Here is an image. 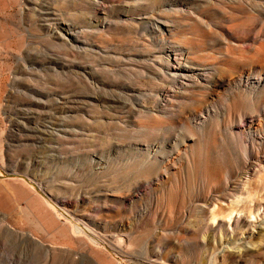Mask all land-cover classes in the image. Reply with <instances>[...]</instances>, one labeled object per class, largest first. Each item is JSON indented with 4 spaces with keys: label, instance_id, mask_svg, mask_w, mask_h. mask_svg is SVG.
I'll return each instance as SVG.
<instances>
[{
    "label": "rangeland",
    "instance_id": "1",
    "mask_svg": "<svg viewBox=\"0 0 264 264\" xmlns=\"http://www.w3.org/2000/svg\"><path fill=\"white\" fill-rule=\"evenodd\" d=\"M251 1L226 37L202 0H0V264H264V60L173 88L161 39L203 18L204 63L244 58L264 38Z\"/></svg>",
    "mask_w": 264,
    "mask_h": 264
},
{
    "label": "bare ground",
    "instance_id": "2",
    "mask_svg": "<svg viewBox=\"0 0 264 264\" xmlns=\"http://www.w3.org/2000/svg\"><path fill=\"white\" fill-rule=\"evenodd\" d=\"M90 1H91L93 11L95 13H99L104 8L111 6V0H90ZM202 2H203V4L201 5V9L199 11H197V15L200 16L205 11H210V15H212L211 18L214 20L210 24L215 25V26L217 25V27L219 28V32L216 28H213V29L217 30V32L215 31L214 34L221 35V36L224 35L226 37L230 36L231 32L229 31V29L225 30L223 28H220L221 23L224 21H226V22L229 21V22H233L234 25H237L238 22L237 23L235 22L237 19L235 13L239 12L241 8H245V6L247 7V5H257L255 2H252L251 0H227V2H225V0H202ZM223 12L228 13V15L225 16L226 20L217 19V16L220 14L223 15ZM171 13L174 14V13H177V11L175 9H172ZM201 19H203V18H201ZM201 19L197 18L196 22L191 23V25L197 27L198 29L196 28L192 32L189 31L190 35H185L182 32L174 31L175 28L177 27V25H175L176 27H173V26L172 27H169V26L166 27L165 26V28H162L161 39H163L164 41H168L167 40L168 38H175L173 40V44H170L168 49H167V54H166L167 57L165 60V64H166L167 68L169 70H171V72H172V79H173L172 82L174 84L173 88L176 85H178L179 88L188 87V86H191L193 84L195 86L198 83V81L203 82L202 84H204V85L208 84V87H210V88H215L219 85H222L225 81H228V78L226 77V74L224 71H226V70L227 71H236L240 77H248V74L250 72V65L249 64L252 61H255L257 58H261L262 60H264V38H261L258 41L257 45H253L254 48L250 51L251 54L250 55L248 54L244 58L241 56H230V55H228L222 61H211L210 63H204L205 61L212 58V55L211 56L208 55L209 53L206 54V53H201V52L206 50L205 46L208 43L207 42L208 39L212 36L213 30H211L210 27H208V30L201 29V23L207 24L206 19H204L206 21H202ZM208 25L209 24H207L205 26H208ZM209 28H210V30H209ZM262 35L263 34L261 32H259L257 34V36H259V37H261ZM226 48H228V47H226ZM199 51H201V52H199ZM193 54H195V55H193ZM219 64H222V65L220 66ZM202 66H203V68H198V67H202ZM263 66H264V64H263ZM196 69L198 70V72L196 71ZM219 69L222 70L220 73L217 72ZM216 72H217V75L218 74L219 75H218V78L216 80L218 84L215 85L213 77L216 75ZM219 76L223 77V79L220 78ZM177 90L171 89L169 87L168 88L167 87L161 88L162 98L164 100V103L162 104V105H164L162 110L168 111V110H166L167 106L173 105L172 104L173 102L170 98H173V99L179 98V96H176ZM191 139H193V137H191ZM250 172H251V169L248 168L246 170V176L242 180V185H243V187H241L242 193H246L247 183L250 179V176H249ZM33 205L32 204L29 205L30 209ZM257 205L256 204H250V205L247 204L242 208V210H240V211L245 212L249 216V220H248L249 225H255V221H253L254 217L252 216V214L254 212L259 214V211L261 209V207H259ZM261 210H263V209H261ZM24 212H25V210H24ZM29 212H31V211L29 210ZM36 212L39 213V215L42 214V217L44 216V213H42V209H40L39 207L36 209ZM220 213H222V212L217 211V210H213L211 212V218L214 219L216 217V214H220ZM221 216H222V218H225V217H228L229 215L228 214L227 215L222 214ZM57 218H59V217H57ZM45 225L48 226V224H45ZM0 227H4V225L1 224ZM41 227L43 229L47 230V228L43 225L42 222H41ZM9 228H11V227L8 225L7 229L11 230ZM55 231L58 234V237L63 238L67 235L64 228H62V227H58ZM80 232H81V229L77 224H71L69 226V233L72 234L73 236H78V234ZM54 234L55 233H53V235ZM29 240L35 241V239L30 237V236H29ZM90 240L92 241V243L95 246H97L96 240L95 241H93V239H90ZM87 258H88L87 259V262H88L91 259V257H87Z\"/></svg>",
    "mask_w": 264,
    "mask_h": 264
}]
</instances>
